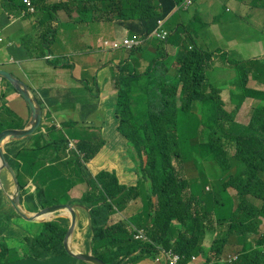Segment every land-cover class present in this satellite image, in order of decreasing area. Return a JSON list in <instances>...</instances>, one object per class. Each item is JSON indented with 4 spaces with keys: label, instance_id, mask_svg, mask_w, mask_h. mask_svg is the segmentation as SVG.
Instances as JSON below:
<instances>
[{
    "label": "trees",
    "instance_id": "1",
    "mask_svg": "<svg viewBox=\"0 0 264 264\" xmlns=\"http://www.w3.org/2000/svg\"><path fill=\"white\" fill-rule=\"evenodd\" d=\"M39 1L43 5L44 0ZM106 1L65 0L53 4L48 11L63 8L69 15L78 11L85 20L89 10L93 11L94 19L113 20L118 16L125 19L121 25L129 33L146 35L158 29L162 18H167L181 0ZM167 24L168 21L163 26L170 32L168 39L173 35L180 37L173 58L177 62V81L172 76L165 78L166 72L158 70L169 69L161 40L148 72L121 71L118 78L116 118L121 133L135 151L137 184H122L116 172L102 170L88 180L89 188L80 199H70L68 203H80L90 209L89 249L107 264L133 263L145 255L156 254L158 246L174 249L183 255V263H188L192 256L204 255L202 242L208 233L216 230L208 250L214 256L204 255L206 260L202 264H228L220 262L218 257L229 239L241 245L232 264H264V230L260 231V226H264V91L246 87L253 72L250 65H262L259 72H264V61H239L237 87L241 90L234 89L232 95L240 94L241 101L227 111L219 89L206 91L205 70L212 54L195 45L189 46L194 37L184 24L174 29L167 28ZM162 55V59L157 58ZM141 76L146 78L143 80ZM247 97L254 98L256 103L249 123L244 124L235 120V114ZM4 98L2 95L0 130L12 127L3 116L6 110L10 112ZM75 126L65 123L63 128L52 126L48 133L38 131L30 137L33 144L6 145V156L21 184L22 202L27 206L33 203V210L67 202L57 197L63 191L59 182L63 175L52 173L71 162L82 165L78 152L67 155ZM179 128H184L183 133ZM200 128L202 136L198 132ZM58 144L60 147H56ZM78 148L86 161L100 149L85 137L80 139ZM44 150L49 153L42 157ZM27 176L33 178L34 191L26 186ZM46 176L52 178L43 182L41 178ZM72 178V174L67 175V188L75 186ZM229 188L235 190V197L228 193ZM136 199L141 200L143 211L110 223L114 213ZM17 217L20 215L1 198L0 264L12 262L13 238L9 235L16 234L13 225ZM131 224L144 228L149 239H135ZM38 226V231H25L22 237L31 249V256L45 260L54 256L60 264H92L66 250L67 217ZM225 226L227 231L219 228ZM250 234L257 237L252 241ZM61 256L70 260L63 263Z\"/></svg>",
    "mask_w": 264,
    "mask_h": 264
},
{
    "label": "crops",
    "instance_id": "2",
    "mask_svg": "<svg viewBox=\"0 0 264 264\" xmlns=\"http://www.w3.org/2000/svg\"><path fill=\"white\" fill-rule=\"evenodd\" d=\"M61 1L65 0H45V4L40 6L36 13L30 14L23 13L21 7L15 8L11 2L0 0V10L5 12L0 18V39L1 35L4 37L0 41V69L25 81L32 93L38 96L43 108L42 131L48 133L52 126L62 128L65 123H74L76 126L73 128L72 140L78 143L85 137L93 142L94 147H100L96 156L85 165L69 163L68 168L75 167L79 170V175L66 173L67 167H64L63 172L66 173V177L72 174V181L75 183L68 193L73 199H80L88 188L89 178L96 176L102 170L116 172L122 184L129 186L137 184L139 176L136 171L135 151L121 133L119 121L114 113L119 93L117 79L120 70L123 73L147 71L157 54L159 44L154 39L140 50L133 52L122 50L125 52L122 56L120 50H103L99 47L103 37L121 38L127 29L116 26L111 20L94 19L92 10L88 11L85 20L77 11H72V15H69L63 8L54 11L45 8ZM225 1H227L224 4L226 14L209 11L208 7L211 3L198 0L186 10L185 18L190 21L186 31L192 32L194 37L189 46L195 45L212 54V59L206 65V75H210L207 76L211 82H207L205 87L219 89L225 108L230 111L238 103L230 91L239 86L237 63L248 58L264 56V19L259 24V34L247 36L239 23L241 20L239 17L243 19L244 16L239 13L242 10L255 8L262 10L264 16V0ZM174 15L175 13L169 20L174 18ZM180 24L182 23H177L174 28ZM45 36L49 39L46 40ZM179 44V36L173 35L167 40L165 58L166 63L168 58L169 70L164 67L158 69L160 72H166L168 76L173 75L175 81L177 62L173 58L176 56ZM225 54L228 55L226 60ZM70 56L72 59L69 58ZM259 66L262 65H250L253 72L248 77L246 87L264 91V72H259ZM213 68L225 70L212 76L209 70ZM0 94L5 95L6 103L15 115L13 120L17 117L13 127L24 128L32 118L26 99L11 82L2 77H0ZM252 103L253 99L250 97L242 102L237 110L238 114L236 113L238 122L246 105ZM198 132L203 135L201 128ZM24 142H28L26 145L32 144V140ZM42 153L44 157L49 152L44 150ZM25 156L27 159L30 158L29 154ZM27 179H29L28 183L32 182V178ZM41 180L46 182L47 178ZM208 187L209 185H206V188ZM6 190L11 192L8 182H6ZM232 190L235 194V190ZM196 192L200 193V190ZM76 209L78 223L71 245L77 252L87 251L91 239L90 211L83 206H78ZM143 209L140 199L132 200L121 212L112 215L111 222H116L121 217L128 219ZM26 225L35 232L39 229L34 223ZM219 228L224 229V227ZM216 233L217 230L215 233H208L202 242L206 256L209 254L208 248ZM234 247L240 249L241 245L233 244L229 239L222 256L230 253L229 249L232 250ZM204 255H196L194 260L191 259L186 264H202L206 260ZM27 258L21 262L44 264L36 258ZM61 259L66 263L70 257L61 256ZM131 264L158 263L150 259V255H145Z\"/></svg>",
    "mask_w": 264,
    "mask_h": 264
},
{
    "label": "clouds",
    "instance_id": "3",
    "mask_svg": "<svg viewBox=\"0 0 264 264\" xmlns=\"http://www.w3.org/2000/svg\"><path fill=\"white\" fill-rule=\"evenodd\" d=\"M7 2H11V3H13L14 4V0L13 1H9V0H6ZM45 1V0H44ZM198 0H192L190 3H187V1L186 0H181L180 1V3H178L174 8H173V10L171 11V13L168 15V17L167 18H162V20H161V25H160V27L158 28V29H156L155 31H153L151 34L149 33V34H146V35H144V34H140V33H129V30L127 29V28H125L124 26H122L121 25V22H122V20H125L124 18H122V17H118V16H115V18L113 19V20H111V21H114L115 22V25L116 26H121L122 28H125V29H127V31H126V33H125V35L124 36H122L121 38H110V37H103L102 39H101V41H100V44H99V47L100 48H102L103 50H106V51H113V50H126V51H130V52H133V51H135V50H140L141 48H143L149 41H152V40H156L157 42H158V44H159V41L161 40V41H164V47H165V44L167 43V40H168V35H170V32L167 30V29H165L164 28V26H163V23L164 22H166V21H169V18L175 13H178L179 11H181V10H187L189 7H191L192 5H194V3L195 2H197ZM40 1L39 0H33V9H30V7H28L27 5H26V3L24 2V0H19V4L18 5H16V4H14V6H15V8H20L21 7V9H22V12L23 13H30V14H33V13H36L37 11H38V9H39V7L40 6H42V4L40 5V3H39ZM45 3H43V5H44ZM56 4V3H55ZM52 6V5H51ZM51 6H46L45 8L47 9V10H49L50 8H51ZM42 10H43V8H42ZM58 10V9H57ZM78 12V11H77ZM79 14V13H78ZM175 16V15H174ZM81 17V16H80ZM87 19V18H86ZM163 32H165L166 34H165V36H162V33ZM158 33H161V35H158ZM128 40L129 42H128V44H125V40ZM115 43H118L119 44V46H115ZM160 46V45H159ZM164 52H166V47L164 48ZM167 54V53H166ZM157 55V54H156ZM155 55V56H156ZM154 56V57H155ZM157 58H159V59H162L163 58V55L162 56H159V57H157ZM224 58H225V60L228 58V55L227 54H225L224 55ZM211 59H212V57H211ZM210 59V60H211ZM252 59H262L261 61H264V56L261 58V57H255V58H252ZM252 59H246V60H252ZM246 60H241V61H246ZM153 61H154V58H153V60L151 61V65H153L152 63H153ZM239 64V62L237 63V65ZM151 67V66H150ZM161 68V67H160ZM154 69V68H153ZM177 69V68H176ZM150 70V68L147 70V71H145V72H142V73H140V74H144V73H146V72H148ZM169 70V69H168ZM167 70V71H168ZM121 71L122 70H120V72H119V76H120V73H121ZM154 71V70H153ZM10 73V72H9ZM133 73V72H132ZM136 73V72H135ZM154 72H152V74H153ZM162 73V72H161ZM205 73H206V70H205ZM169 76H171V75H169ZM168 76V74L166 73V75L164 76L165 78H167V77H169ZM175 76H176V78H177V70H176V73H175ZM0 77H2V78H4V79H6L5 77H3V76H1L0 75ZM172 77H174L173 75H172ZM119 78V77H118ZM146 78V76H141V79H145ZM175 78V77H174ZM206 78H207V75H206ZM7 80V79H6ZM22 80V79H21ZM7 81H9V80H7ZM177 81V80H176ZM9 82H11V81H9ZM25 82V81H24ZM26 83V82H25ZM247 85V84H246ZM29 86V85H28ZM117 86H118V79H117ZM15 87V86H14ZM16 88V87H15ZM30 88V87H29ZM118 88H119V86H118ZM207 88H208V86L206 87V91H209V90H207ZM209 88H213V87H209ZM17 89V88H16ZM18 90V89H17ZM19 91V90H18ZM31 91V90H30ZM20 92V91H19ZM32 92V91H31ZM118 92H119V89H118ZM21 93V92H20ZM22 94V93H21ZM33 94V93H32ZM2 95H4V94H0V104L2 103V101H1V96ZM34 95V94H33ZM219 95H220V93H219ZM5 96V95H4ZM34 96H36L37 98H38V96L35 94ZM24 97V96H23ZM25 98V97H24ZM220 98H221V95H220ZM250 98H252V97H250ZM6 98H4V102L6 103V100H5ZM253 99V105L256 103V100L254 99V98H252ZM38 100H39V98H38ZM27 101V100H26ZM40 102V101H39ZM28 103V102H27ZM40 104H41V102H40ZM117 104H118V100H117V103H116V105H115V110H114V113H115V116H116V111H117ZM6 105H7V103H6ZM29 105V104H28ZM253 105H252V107H253ZM8 106V105H7ZM42 106V105H41ZM9 107V106H8ZM224 107H225V104H224ZM252 107H251V109H252ZM31 109V108H30ZM43 109V108H42ZM226 109V108H225ZM239 108H237V110H238ZM9 110H10V112L9 111H7L9 114H12L13 113V111H12V109L9 107ZM227 110V109H226ZM228 111V110H227ZM231 111V110H230ZM31 112H32V110H31ZM236 113H237V111H236ZM235 116H236V114H235ZM250 116H251V114H250ZM250 116H249V120H250ZM201 117V116H200ZM118 119V118H117ZM42 120H43V118H42ZM236 120V119H235ZM30 122V121H29ZM241 123V122H240ZM41 124H42V122H41ZM245 124V123H244ZM28 125V124H27ZM26 125V126H27ZM25 126V127H26ZM24 127V128H25ZM57 127V126H56ZM7 128H15V127H6V128H4V129H7ZM63 128V127H62ZM4 129H2V130H0V132L1 131H3ZM18 129H23V128H18ZM38 131H41V132H43V133H45L44 131H42L41 130V125H40V127L38 128V130L36 131V132H38ZM36 132L34 133V134H32V135H30V136H27V137H25V138H22V139H14V140H10V141H8L7 143H5L4 145H3V147H4V150H5V154H6V145L7 144H10V143H12L13 145L14 144H18V145H22V144H28V142H24V141H31L32 139L30 138L31 136H33V135H35L36 134ZM72 138H74V137H71L70 138V141H69V146H68V148H67V155L68 156H70L71 154H72V152L73 151H76V152H78L80 155H81V157H80V159H81V163H82V165H85V163L86 162H88V161H86L85 160V157H84V153L78 148V143L76 142V141H74V140H72ZM32 144H33V142H32ZM25 155H27V154H25ZM96 156V155H95ZM94 156V157H95ZM7 157V156H6ZM67 156H65L64 158L65 159H67L66 158ZM8 159V158H7ZM91 160V159H90ZM89 160V161H90ZM9 161V160H8ZM10 163V162H9ZM11 164V163H10ZM48 164H49V162H48ZM12 165V164H11ZM14 168V167H13ZM15 169V168H14ZM6 172V174L7 175H9L10 176V178H11V181L13 182V185L15 186V189H16V185H15V182H14V180H13V177H12V175H11V173L5 168V169H3L2 170V172H1V176H0V180H1V185H0V197L1 198H3L4 200H5V202L7 203V207L8 208H10L11 209V207H12V209H13V211H15V212H17L16 210H15V208L12 206V202H11V200H10V198L8 197V193L9 192H7L6 191V182H7V177H6V175L5 174H3V172ZM16 171V170H15ZM101 172V171H100ZM17 173V172H16ZM4 177V178H3ZM28 177H30V176H27V178ZM65 177H66V175H65ZM95 177V176H94ZM30 178H32V177H30ZM90 179V178H89ZM28 181H29V179H28ZM32 182L31 183H28L27 182V187H29L32 191H34L35 190V188H36V186H35V184L33 183V178H32V180H31ZM20 182V181H19ZM121 182V181H120ZM21 185V184H20ZM67 185H68V181H67V177H66V184H65V186H64V188H65V191L68 193L69 192V190H70V188H67ZM132 186H134V185H132ZM88 188H89V184H88ZM87 188V189H88ZM15 189H14V191H13V193L12 194H14V192H15ZM69 189V190H68ZM233 189V188H232ZM10 194H11V192H10ZM69 194V193H68ZM0 198V199H1ZM71 199H73L72 197H71ZM156 200V199H155ZM21 202H22V188H21ZM22 204H23V206H24V208L29 212V213H36V212H39V211H41V210H43V209H46V208H48V207H51V206H54V205H57V204H69V205H72V206H75V212L77 213V209H76V207H78V206H83V207H85L88 211H90V209L87 207V206H85V205H83V204H80V203H75V204H73V203H68V201L67 202H63V203H57V204H53V205H50V206H47V207H45V208H40L39 210H33V203H31L30 205H26L25 203H23L22 202ZM12 211V210H11ZM59 212H65V211H59ZM58 212V213H59ZM119 212V211H118ZM18 213V212H17ZM90 213V212H89ZM117 213V212H116ZM19 214V213H18ZM115 214V213H114ZM20 215V214H19ZM90 215V214H89ZM59 217H66V216H59ZM59 217H56L55 219H57V218H59ZM18 218L19 217H17V218H15V221H16V223L13 225L14 227H15V230H16V234L15 235H17V233H18V229L16 228V227H19V228H23L24 229V231H30V232H32L33 230L32 229H29L28 228V226L26 225V224H37V225H39V223H42V222H32V221H28V220H26L25 218V223H20L19 222V220H18ZM20 218H23L21 215H20ZM68 219H69V227H70V224H71V220H70V218L69 217H67ZM90 219H91V217H90ZM51 221V220H50ZM77 223H78V214H77ZM21 224V225H20ZM90 224H91V222H90ZM76 228H77V226H76ZM131 229H132V231H133V235H134V238L135 239H138V240H144V241H146V240H148L149 238H148V236H147V234H146V231H145V229L144 228H138V227H136L135 225H133V224H131ZM137 230H142L143 232H144V234H145V238H137L136 237V233H137ZM68 231H69V229H68ZM75 231H76V229H75ZM260 231H263V230H261L260 229ZM68 233V232H67ZM75 233V232H74ZM15 235H9V236H15ZM74 235V234H73ZM254 235H257V234H254ZM254 235H252L251 237H254ZM67 236V235H66ZM21 238H22V236H20ZM73 237V236H72ZM92 239V238H91ZM91 239H90V242H91ZM24 240V239H23ZM71 241H72V239H71ZM24 242L25 243H27L25 240H24ZM212 242V241H211ZM211 244L212 243H210V245H209V248L208 249H210V247H211ZM72 246V245H71ZM66 247V246H65ZM90 247H91V245H90ZM73 248V247H72ZM163 249H165V250H172L173 252H175V253H177V254H179L180 256H181V258H180V264H186V263H183V255L182 254H180V253H178V252H176L174 249H172V248H165V247H161V246H158L157 247V252H156V254H154V253H152L151 255H153V257H154V260L156 261V262H158V263H160V264H168V263H166L165 262V259L164 258H160V259H157L158 257H160V255H161V252H162V250ZM67 250V249H66ZM223 251H224V249H223ZM86 252H92L93 253V251H92V249H88ZM94 254V253H93ZM237 254V256L236 255H233L232 253H227L225 256H222V254H221V256L220 257H218V260L220 261V262H222V263H228V264H232L237 258H238V254H239V252H237L236 253ZM95 255V254H94ZM208 255H210V256H214V255H212V253H209ZM196 258V255H194V256H192V260H194ZM131 264V263H130Z\"/></svg>",
    "mask_w": 264,
    "mask_h": 264
},
{
    "label": "rangeland",
    "instance_id": "4",
    "mask_svg": "<svg viewBox=\"0 0 264 264\" xmlns=\"http://www.w3.org/2000/svg\"><path fill=\"white\" fill-rule=\"evenodd\" d=\"M206 1H208V2L211 3V6L208 7V10L209 11H215V12H220V13L226 14V12L224 10V4L227 1H225V0H206ZM106 2L107 1L105 0V3ZM14 4L18 5L19 4V0H14ZM4 14H5V12L3 10H0V18L3 17ZM186 15H187V11L186 10H181L178 13H176L175 14V17L174 18H171L168 21V24L166 25L167 28H169V29L170 28H173V27H175V25L177 23H182L187 28L188 27V22H190V21H188V19L186 20V18H185ZM239 15H241V16L243 15L244 16L243 19H242V17H239V18H241V20L239 21V23L241 24V29H243V32L245 34H247V36H255V35L259 34V24L264 19L263 11L262 10H258V9H255V8H251L250 10H242L239 13ZM230 28L231 27H228V29H230ZM1 37L4 38L2 35H1ZM2 38L0 39V41L3 40ZM45 39L47 40V39H49V37L48 36H45ZM245 51L248 52L247 50H245ZM257 52L260 53V51H258V49H257ZM107 53H109V52H107ZM119 53L121 54V56L123 54H125V52L122 51V50H120ZM255 53H256V51L254 50V54ZM69 58L72 59V56H70ZM248 59H252V58H248ZM224 70H225L224 68H213V69L209 70V72H210V74L212 76H214V75H216V74H218L220 72H224ZM207 75H209V74H207ZM206 81L207 82H211V79L207 76ZM236 88H238L239 90H241L239 87H234V88L230 89L231 94H233V91ZM207 90H210V88H207ZM233 98H234L235 101H237L238 103H240V101H241V95L240 94L233 95ZM221 100L223 101L222 97H221ZM253 103L246 105V107L244 108V111L242 112V114L239 117V120H240L239 122H242V123H245V124L249 123L250 120H249L248 116H250V114H251V107H252ZM241 104H240V106H241ZM192 112H193L194 116L196 117V110H193ZM197 113L199 114V116H201V113H200V110L199 109H198ZM3 116H4V118L7 119L6 120V123L7 124H9L11 126H14V124H15L14 121L17 119V117H16L13 120V117L15 116L14 113L9 114L6 111V112H4V115ZM178 118L180 120L181 119V115H179ZM235 119L237 120V115L235 116ZM183 129L184 128H179V132L180 133H183ZM230 151L233 152L234 149L233 148H230ZM175 163H176V166L178 168H180L179 165H178V163L177 162H175ZM68 166H69V163L68 164H65V165H61L59 168L55 169L53 171V173H52L53 176L54 175H63L61 178H59V182H60V185H62L61 187H62V189H63L64 192L61 190V195L59 194V195H57V197H60L62 200H65V201H68V200L71 199V196L65 191V188H64V186L66 184L65 174L68 173V172H71V173L74 174V176L79 175V170L78 169H76L75 167H71L69 169ZM64 167H67L66 173L63 172L64 171ZM3 174H5L6 177H7V182H8V185L11 187V194H12L13 191H14V189H15V186L13 185V182L11 181L10 176L7 175L5 171L3 172ZM186 174H189V173L187 172ZM45 178H47V180H48V179H51L52 177L51 176H46V177H42L41 179H45ZM6 191L9 192L8 190H6ZM200 193H201V191H200ZM228 193L230 195H232V197H235V194H234L232 188H229L228 189ZM255 202L258 203V201H255ZM119 212H121V211H119ZM121 219H126V218L121 217ZM18 220H19L20 223H25V219L24 218H20L19 217ZM120 220H118V221H120ZM118 221H116V222H118ZM116 222H110V223L113 224V223H116ZM16 228L18 229V233H17V235L12 236V238H13L12 239L13 250H12V262H11V264H23L21 262V260H23L24 258H27V257L36 258V257H33V256L30 255L31 249H30L29 245H27L24 242L23 238L20 237V236L23 237V235H25L24 229L23 228H19V227H16ZM260 229L261 230H264V226L263 225L260 226ZM224 230L227 231V226L224 227ZM251 236H252V234H250V237ZM254 237H257V235H254ZM251 240L253 241V237H251ZM238 250H239V247H234L232 250L229 249L230 253H232L233 255H236V256H237L236 253L238 252ZM225 255H223V256H225ZM27 259H29V258H27ZM36 259H38V258H36ZM150 259H153L154 260L153 255H150ZM38 260L41 261V262H43L44 264H60L59 263L60 261H58L54 256L53 257H50L49 260H45V259H42V258L41 259H38ZM156 263H158V262H156Z\"/></svg>",
    "mask_w": 264,
    "mask_h": 264
},
{
    "label": "water",
    "instance_id": "5",
    "mask_svg": "<svg viewBox=\"0 0 264 264\" xmlns=\"http://www.w3.org/2000/svg\"><path fill=\"white\" fill-rule=\"evenodd\" d=\"M0 75L5 77L7 80L11 81V83L22 93V95L27 100L31 110H32V118L28 125L23 129L18 128H7L0 132V176L3 169H7L15 182L16 189L14 194L8 193V197L11 200L12 206L15 210L26 220L32 222H46L55 219L59 216L69 217L71 220V224L69 227V231L65 238V246L67 251L84 261H88L92 264H107L102 258L94 255L92 252L86 251H75L71 246V239L75 232L77 226V213L75 212V206L69 204H57L46 209H43L39 212L29 213L23 206L21 202V185L19 182L18 175L13 168V166L9 163L3 145L10 140L14 139H22L27 136L34 134L41 125L43 118V109L42 106L36 96L32 94L30 88L27 83L23 80L17 78L15 75H12L8 71L4 69H0ZM66 207L71 208L72 214H67L66 212H59L64 210ZM59 212V213H58Z\"/></svg>",
    "mask_w": 264,
    "mask_h": 264
},
{
    "label": "built area",
    "instance_id": "6",
    "mask_svg": "<svg viewBox=\"0 0 264 264\" xmlns=\"http://www.w3.org/2000/svg\"><path fill=\"white\" fill-rule=\"evenodd\" d=\"M187 3H190L192 0H186ZM24 2L26 3V5L28 7H30V9H33V0H24ZM165 32L162 33V36H165ZM158 35H161V33H158ZM128 40L126 39L125 40V44H128ZM115 46H119L118 43H115ZM136 237L137 238H145V234L142 230H137V233H136ZM160 258H164L165 259V262L168 263V264H180V258L181 256L175 252H173L172 250H165L163 249L162 252H161V255L160 257H158L157 259H160Z\"/></svg>",
    "mask_w": 264,
    "mask_h": 264
},
{
    "label": "bare ground",
    "instance_id": "7",
    "mask_svg": "<svg viewBox=\"0 0 264 264\" xmlns=\"http://www.w3.org/2000/svg\"><path fill=\"white\" fill-rule=\"evenodd\" d=\"M0 185H1V180H0ZM63 211H65L67 214H72V209L69 207H66Z\"/></svg>",
    "mask_w": 264,
    "mask_h": 264
}]
</instances>
